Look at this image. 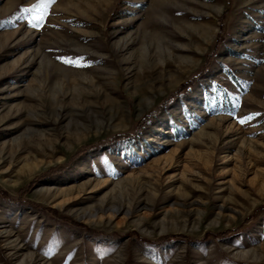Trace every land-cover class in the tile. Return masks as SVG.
<instances>
[{
	"label": "rangeland",
	"instance_id": "rangeland-1",
	"mask_svg": "<svg viewBox=\"0 0 264 264\" xmlns=\"http://www.w3.org/2000/svg\"><path fill=\"white\" fill-rule=\"evenodd\" d=\"M40 4L0 0V264H264V0Z\"/></svg>",
	"mask_w": 264,
	"mask_h": 264
},
{
	"label": "trees",
	"instance_id": "trees-1",
	"mask_svg": "<svg viewBox=\"0 0 264 264\" xmlns=\"http://www.w3.org/2000/svg\"><path fill=\"white\" fill-rule=\"evenodd\" d=\"M192 80H193V79H191V80L189 81V83H188V82L184 83V84L179 88V90H177L176 92H174L173 95H172L169 99H167V102L170 101V100L173 101L174 99H176V98H178L179 96H181V95L183 94V90H184V88H185L186 86L190 85V84L193 82ZM164 103H165V102H164ZM163 106H164V104H163L161 107H163ZM161 107L155 109L154 111H151V113H148V114H147V115L141 120L140 125H142L145 121L152 119V118L154 117V115H156V114H154V113L157 112ZM156 110H157V111H156ZM129 136H130L129 133H124V132H123V133H120V134H116L115 136H113V137L107 139V141H104V142L100 141V142L96 143V145H95V144H88V145L82 146V147L77 151V153L72 157V159L70 160V162L74 161L75 159H77L78 157H80L81 155H83L84 153H87L88 151L92 150V148L95 149V148H97L98 146H106V145H108V144L110 145V144H112V143H114V142H117V141L128 140ZM70 162H69V164H70ZM69 164H67V165H59V166L56 167L54 170L62 171V170L65 169Z\"/></svg>",
	"mask_w": 264,
	"mask_h": 264
},
{
	"label": "snow or ice",
	"instance_id": "snow-or-ice-1",
	"mask_svg": "<svg viewBox=\"0 0 264 264\" xmlns=\"http://www.w3.org/2000/svg\"><path fill=\"white\" fill-rule=\"evenodd\" d=\"M55 0H41V4L38 5V7L42 8L44 10V14L42 15H37L33 18V23H32V27L33 28H38L42 26L43 21L45 20V15L47 14V6L48 4L54 3ZM25 11H29L28 9H25ZM58 59H61L62 62L66 63V64H70V65H75V66H79V63L77 60H74L72 58H61L58 57ZM253 119L252 116H248L245 117L243 119L239 120L240 124H245L247 121Z\"/></svg>",
	"mask_w": 264,
	"mask_h": 264
}]
</instances>
